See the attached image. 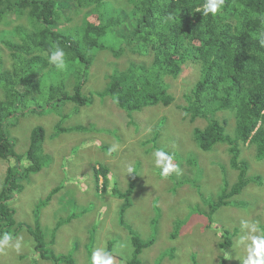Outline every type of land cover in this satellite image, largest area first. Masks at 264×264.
Instances as JSON below:
<instances>
[{
	"label": "rangeland",
	"instance_id": "374dc122",
	"mask_svg": "<svg viewBox=\"0 0 264 264\" xmlns=\"http://www.w3.org/2000/svg\"><path fill=\"white\" fill-rule=\"evenodd\" d=\"M108 3L114 5L112 1ZM74 16L73 22L82 18L81 15ZM113 16L116 24L108 31L105 40L108 48L114 51L100 50L83 85L84 93L93 95L90 104L65 103L58 107L62 111L60 115L44 110L47 101L40 99L36 105L42 113L24 112L20 117L15 114L6 121L15 149L20 154L26 153L29 147L32 129L43 125L46 130L43 148L51 156V161L39 172L21 181V191L11 200L16 221L28 224L31 229L38 224V218L47 230V241L53 238L51 229L61 225L50 247L58 254L72 253L76 264H90L92 252L98 247L108 249L110 239L114 240L113 249L122 240L130 241L134 249L128 232L130 227L141 238L152 239L139 257L145 264H220L221 256L226 252L229 253V263L242 264L232 248L241 234V219L258 220L264 227V158L257 156L253 145L241 143L240 159L247 162V176L251 180L230 198L228 205L211 213L207 200L218 198L226 179L233 185L239 178L238 170L231 165L232 154L225 143L208 151L198 147L194 129L204 127L207 121L201 117L191 121L182 107L187 104L186 93L196 83L197 63L189 60L182 65L178 77H166L172 103L149 105L134 111L135 123L131 122L126 111L111 96L102 98L97 95V91H103L108 85L112 69L128 67L129 57L119 58L115 50L129 47L127 41L139 17L131 8L125 10L124 15ZM88 19L100 22L97 13ZM4 26L0 24V29ZM118 30L121 34L117 33ZM15 31L8 38L15 37ZM148 53L152 52L148 50ZM0 55L5 57L3 67L10 68V57L4 56L1 44ZM139 56L131 54L130 57L140 62L151 59V55ZM55 71L50 78L55 81L66 78V88L72 90L75 74L66 77L63 72L56 78L58 71ZM43 80L51 83L48 71ZM217 117L221 120L227 118L232 124L229 128H233V111L220 112ZM59 121H62L65 128H60L65 132L57 131ZM76 125L87 127L73 130ZM226 129L231 133L228 125ZM153 137H156L154 141L151 140ZM157 149L175 154L173 161L178 165V171L168 177L160 175L152 158ZM12 162L0 158V190L7 167ZM129 164L135 170L133 175L127 171ZM101 167L111 177L107 190L98 188L102 177L97 180L96 170ZM255 176L260 179L254 180ZM58 185L62 187L59 192L44 203ZM131 185L134 186L131 204L125 207V197L117 195L115 189L126 191ZM122 209H126L124 216L130 227L120 221ZM225 229L232 233V244L223 250L219 243L226 239ZM16 237L23 238L21 249L0 248V264H50L34 250L28 228L23 227L13 238ZM132 257L133 251L127 257L116 256V264H132L129 262Z\"/></svg>",
	"mask_w": 264,
	"mask_h": 264
},
{
	"label": "trees",
	"instance_id": "16d2710c",
	"mask_svg": "<svg viewBox=\"0 0 264 264\" xmlns=\"http://www.w3.org/2000/svg\"><path fill=\"white\" fill-rule=\"evenodd\" d=\"M128 1L132 4L133 13L139 15L128 41L135 42L134 50L144 52L152 49L153 56L149 63L131 61L127 69H112L105 91H97V95L102 98L111 96L135 123L134 111L173 102L167 88L168 75L178 77L183 63L189 60L197 63L196 83L186 93L187 104L182 105L191 121L199 117L207 121L204 127L194 129V139L204 151L225 143L232 154L231 165L238 170L239 179L233 185L226 179L218 198L207 200L210 212L217 211L228 205L230 198L251 180L247 176V162L240 159L241 143L253 145L257 156L264 158V43L261 42L264 40V0H225L223 8L215 16L202 15L205 0ZM105 4L106 0H0V24L5 25L0 29V44L4 56L11 60V67L4 68L5 57L0 55V157L13 161L7 168L0 190V233L7 232L15 237L26 227L25 223L16 221L11 200L21 191V181L51 161V156L43 148L46 137L43 125L32 129L29 147L26 153L20 154L15 149L6 121L15 114L20 117L24 112L42 113L36 105L40 99L47 101L44 110L60 115V105L92 102L93 95L86 96L83 85L89 78L95 57L107 47L105 37L108 31L116 24L115 19L109 22L108 15L114 11L117 16L124 15L127 10L126 5L117 9L107 3L110 9L100 12ZM93 13L99 15V23L88 19ZM74 15H81V20L73 22ZM13 31L15 37L8 38ZM117 33L121 34L119 30ZM55 44L63 47L67 54L63 70H57L47 61ZM55 70L58 71L56 78L63 72L66 77L75 74L72 91L66 88V78L61 81L50 78ZM46 71L51 83L43 80ZM56 102L60 104L55 105ZM228 110L235 115L232 129L227 118L221 120L217 117L218 113ZM61 124L59 121L56 125L59 131L65 128ZM227 125L231 133L227 132ZM81 128V125L72 127L73 130ZM154 139L156 137L151 138ZM102 167L96 170L97 180L102 176V189L107 190L111 177ZM259 179V176L254 177V180ZM61 188L59 185L54 187L44 203L49 202ZM133 191V185L126 191L115 189L117 195L125 197V207L131 204ZM126 209H122L120 221L130 227L124 216ZM37 223L34 229L29 230L36 239V249L41 257L52 264H76L72 253L58 254L47 247L54 242L56 233L53 232V238L47 241L38 218ZM224 233L226 239L219 243L223 250L232 244L231 231L225 229ZM130 234L135 245L130 261L132 264H145L139 257L142 250L152 243L151 238L145 241L132 228ZM113 243L109 240V251L113 249ZM228 261L226 254L221 256L220 264H231Z\"/></svg>",
	"mask_w": 264,
	"mask_h": 264
},
{
	"label": "clouds",
	"instance_id": "9594fccd",
	"mask_svg": "<svg viewBox=\"0 0 264 264\" xmlns=\"http://www.w3.org/2000/svg\"><path fill=\"white\" fill-rule=\"evenodd\" d=\"M109 1L114 2L115 8H118L120 6L125 7V5L127 7L126 9L132 8V6H131L132 4H130L129 1L127 2V0H122L123 2H120V4H119V0H106V4L100 10V12L101 11L103 12V11L110 9L109 7H107V3ZM102 3H104V2H102ZM224 4H225V0H205V3L202 5V8H203L202 15L207 16V15L211 14V15L215 16L223 8ZM197 12H200V9H197ZM113 15H118V13L114 11L111 15H108V19L110 18L109 22H112L113 19L115 18ZM102 18H105V15H102ZM127 42H128L127 44L129 45V47L127 49L120 48L119 50H115L118 53L119 58L120 57H129V60H128L129 63L131 61H135L136 64H142V62L149 63L151 61V59H152L151 56H153V50L152 49H150V48L148 49L152 53H148V50H146L144 52H140V51L134 50L135 42L134 43H131L129 41H127ZM261 42L264 43V40H262ZM104 49L112 50V48H108V46ZM104 49H101V50H104ZM112 51H114V50H112ZM131 54H136L138 57H140L139 54L140 55H145V54L151 55V56H149V57H151V59H149V62L147 60L140 62V60H137L135 58L130 57ZM66 56H67V54L65 52V49L63 47H61L59 44H55L50 49V53L47 56V61H48L49 65L55 67L57 70H63L66 67ZM128 67H129V65H128ZM127 68H125V69H127ZM90 70H91V67H90ZM84 88L85 87L83 86V89ZM72 90H73V88H72ZM83 93H84V91H83ZM85 95L91 96V95H87V94H85ZM77 106H83V105H77ZM81 127H82L81 130H82L87 126L84 127V125H81ZM57 131H59V130L57 129ZM59 132H65V131L62 130ZM0 158H2V157H0ZM152 158H153V162H154L155 167L160 170L161 176L168 177L173 172L178 171V165L174 163L172 154L165 151L164 149L155 150L152 153ZM5 160H7V159H5ZM127 171L129 173V175H133L135 172V170L131 164H129ZM6 172H7V170H6ZM100 177H102V176H100ZM102 182H103V177H102ZM102 182L99 186L100 189H102ZM14 217H15V214H14ZM39 220H40V218H39ZM40 224H41V222H40ZM240 225H241V234L236 238L234 244L232 245V248L237 253L236 258L239 259L240 261H242V264H264V227L261 226L260 221L252 220V219H241ZM41 227L44 229V227L42 225H41ZM57 227L54 230L51 229V233H53V232L56 233ZM26 228H28V233L30 234V237L33 239L34 250L40 254V252L36 249L37 242H36V239H34L33 236L31 235V232L29 230L30 228H29L28 224H26ZM177 228L179 229V224H178V227H176V229ZM31 229H34V227ZM44 230H45L46 235H47V230L46 229H44ZM128 232L130 234V230ZM91 237H93V233H92ZM131 238H132V242H133V236L132 235H131ZM45 239H46V237H45ZM22 240H23L22 237H16L14 239L13 236L7 232L0 233V248L11 246V247H14L17 251H19L21 249V246H22ZM110 240H113V239H110ZM145 241H148V239H146ZM151 241H152V239H151ZM108 242H109V240H108ZM133 245H134V242H133ZM47 247L52 249L50 247V245H48ZM134 247H135V245H134ZM108 249H106L104 247L96 248L92 252L90 264H116V256L127 257V256L131 255L132 251H134L130 241H127V240L120 241L116 245V247L114 249H112L111 251H109ZM114 253H115V255H114ZM228 254L229 253L226 252V255H228ZM45 260H48V259H45ZM129 262H131V261H129ZM50 264H52V263L50 262Z\"/></svg>",
	"mask_w": 264,
	"mask_h": 264
}]
</instances>
